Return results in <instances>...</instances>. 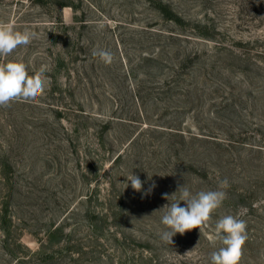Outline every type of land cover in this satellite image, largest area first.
I'll return each instance as SVG.
<instances>
[{"label": "rangeland", "instance_id": "rangeland-1", "mask_svg": "<svg viewBox=\"0 0 264 264\" xmlns=\"http://www.w3.org/2000/svg\"><path fill=\"white\" fill-rule=\"evenodd\" d=\"M0 21L36 33L0 62L48 79L0 107V264H210L224 215L264 264V0H0ZM225 178L207 226L164 243L163 194Z\"/></svg>", "mask_w": 264, "mask_h": 264}, {"label": "clouds", "instance_id": "clouds-1", "mask_svg": "<svg viewBox=\"0 0 264 264\" xmlns=\"http://www.w3.org/2000/svg\"><path fill=\"white\" fill-rule=\"evenodd\" d=\"M36 38V33L30 30L19 31L8 22L0 21V57H8L20 47L28 46ZM92 55L98 57L104 64L110 65L114 56L109 50H93ZM48 79L45 69L30 75L28 66L22 61L0 62V107H9L12 102L22 101L35 104L45 93ZM131 187L136 192H141L142 197L150 195L157 186L153 181L144 190V182L134 174L127 177ZM229 181L225 178L219 181L216 190L199 191L193 194L188 187L179 186L171 196L165 193V200H174L166 204V209L161 218V223L166 230L160 233L164 243L172 244V238L177 234L183 235L194 228L200 230L207 226L212 214L219 209L227 199ZM179 193L178 199L176 194ZM185 206L181 207L180 202ZM215 238L222 246L210 254V264H239L243 254V246L248 240L247 223L245 220L233 215H224L216 221Z\"/></svg>", "mask_w": 264, "mask_h": 264}]
</instances>
